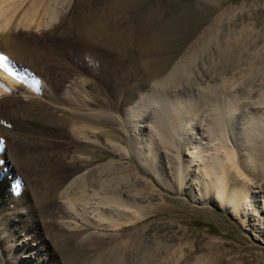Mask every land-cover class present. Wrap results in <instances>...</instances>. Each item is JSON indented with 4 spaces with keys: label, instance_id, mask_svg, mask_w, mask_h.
<instances>
[{
    "label": "rangeland",
    "instance_id": "obj_1",
    "mask_svg": "<svg viewBox=\"0 0 264 264\" xmlns=\"http://www.w3.org/2000/svg\"><path fill=\"white\" fill-rule=\"evenodd\" d=\"M12 1L22 22L17 45L0 40V231L13 234L0 264H264V0ZM48 7L58 22L44 26ZM83 17L124 37L148 18L149 46L83 40ZM33 59L41 71L22 75ZM19 87L58 114H13L4 100ZM141 92L155 101L131 134L123 110ZM65 112L85 117V134ZM44 158L64 183L42 194ZM220 161L226 195L247 192L244 222L203 170L220 175ZM21 200L29 210L2 213Z\"/></svg>",
    "mask_w": 264,
    "mask_h": 264
},
{
    "label": "bare ground",
    "instance_id": "obj_2",
    "mask_svg": "<svg viewBox=\"0 0 264 264\" xmlns=\"http://www.w3.org/2000/svg\"><path fill=\"white\" fill-rule=\"evenodd\" d=\"M9 1V2H8ZM49 1V0H48ZM53 1V0H52ZM60 1V0H59ZM49 3V2H48ZM54 3H55V1H54ZM60 3V2H59ZM59 3H57V4H59ZM35 4V3H34ZM46 4V3H45ZM69 4V3H68ZM43 5V4H42ZM16 8H17V5H16V3L15 2H13L12 0H0V30H2V31H5L6 30V32L7 33H5V34H3L2 35V33L0 34V40L1 41H4V43H7V41L8 42H12L13 44H15L16 42L14 41V39H12V37H11V34H13V32H14V34H15V30H16V28H17V25L18 24H20L22 21H19L18 19H16V20H14V22L13 23H11L12 22V19H13V15H12V13H15V10H16ZM43 8V7H42ZM49 8V9H48ZM47 9L49 10V12H47L48 13V21L46 22V24L44 25V26H49V25H52V23H57V22H54V21H56L57 20V16H56V14H54V10L53 9H50V7H48ZM47 9H46V11H47ZM43 10V9H42ZM41 10V11H42ZM21 11V10H20ZM85 11V10H84ZM58 12V11H57ZM56 12V13H57ZM46 13V12H45ZM59 13V12H58ZM44 14V13H43ZM19 17V16H18ZM147 17V16H146ZM38 18V17H37ZM144 18V17H143ZM91 19L92 18H89V21L87 20V21H85L86 19H85V17H83V18H80V20L78 21V20H76V21H78L77 23H76V25L77 24H80V22L82 23V22H84V23H87V25L86 26H83V27H81L80 25V27L79 26H77V27H79L78 29H76V31L79 33V35H81L80 37H82L83 38V40H87V41H90V42H92V41H96V39L98 38V37H105V38H107V39H110L111 37H113V36H117L118 37V35H120V36H122V39L124 40V39H126V38H128L127 39V41H128V46H129V44H132L133 42H134V45H136V46H138V48L139 47H144V49L143 50H145V47H146V45H147V47L149 46L148 45V43H149V40L148 41H146V37H144L143 36V34H142V30L144 29V27L145 26H147V22H149L147 19L148 18H144V20H142L140 23H139V25L137 26V33H130V34H128V37H124L122 34H118V35H116V34H106V33H104L103 32V27H102V25H103V23H102V25H101V27L102 28H100V26L99 25H97L96 26V23H95V25L91 22ZM97 18H95V20H96ZM21 20V19H20ZM95 20H94V22H95ZM150 20V19H149ZM93 21V20H92ZM97 21V20H96ZM98 21L99 22H101L100 21V19H98ZM91 22V23H90ZM11 23V24H10ZM98 23V22H97ZM53 24V25H54ZM99 24V23H98ZM16 26V28L14 29H12L11 30V28L12 27H14V26ZM38 26V25H37ZM56 27V26H55ZM59 26L57 25V27L56 28H58ZM39 30V29H38ZM42 30V29H41ZM107 30V29H106ZM45 31H46V29H45ZM112 31V30H111ZM120 33V32H119ZM123 33V32H122ZM9 34H10V36H9ZM103 35V36H102ZM107 35V36H106ZM14 36V35H13ZM115 38V37H114ZM119 38V37H118ZM149 38V37H148ZM13 41H12V40ZM106 39V40H107ZM121 39V37H120V40L121 41H123ZM150 39V38H149ZM112 40V39H111ZM110 40V41H111ZM117 40V39H116ZM151 40V39H150ZM127 41H125V42H127ZM118 42H119V40H118ZM136 42V43H135ZM152 42V41H151ZM153 43H154V41H153ZM152 43V44H153ZM18 44V43H17ZM17 44H15V45H17ZM122 44V43H121ZM133 45V44H132ZM20 48H22L23 46H19ZM133 47V46H132ZM148 51V50H147ZM146 51V52H147ZM145 52V51H144ZM1 54V53H0ZM31 60H32V58H31ZM37 60V59H36ZM29 61V60H28ZM34 61H35V59H33V62H32V64H29L28 65V67L26 66V68L24 69V70H21V73H22V75H24V76H28V77H35L36 78V76H37V74H36V70H40L41 71V66H40V68H38V66L36 65L37 64V62H36V64L34 63ZM42 63V62H41ZM36 72H35V71ZM50 72V71H49ZM40 73V72H39ZM39 75H41V74H39ZM26 76V77H27ZM40 77V76H39ZM41 77H42V75H41ZM60 79V78H59ZM62 79V78H61ZM67 80V79H66ZM69 80H71V79H69ZM7 81V80H6ZM11 80H9V81H7V86H6V88L7 87H9L10 85H11V82H10ZM66 82V81H65ZM71 82V81H70ZM57 83V82H56ZM63 83V82H62ZM68 83V82H67ZM73 83V82H72ZM71 83V84H72ZM69 84V83H68ZM12 86H14V85H12ZM23 87V86H22ZM71 87L72 86H68V89H67V93H68V90H69V88L71 89ZM54 88V87H53ZM65 88V87H64ZM63 88V89H64ZM51 89V88H50ZM10 90V89H9ZM49 90V89H48ZM52 90V89H51ZM2 91L3 90H1V88H0V93L2 94ZM6 91V90H5ZM54 91V90H53ZM65 91V90H64ZM72 91V90H71ZM10 92V91H9ZM52 92V91H51ZM55 93V92H54ZM70 93V92H69ZM75 93V92H74ZM48 94H50L49 92H48ZM76 94V93H75ZM44 95H46V94H44ZM51 95V94H50ZM62 95V94H61ZM65 96H66V92H65V94H64ZM64 95H63V99H64ZM68 95V94H67ZM71 95V94H70ZM10 96V95H9ZM48 96V95H47ZM60 96V95H59ZM69 96V95H68ZM76 97V96H75ZM30 98H31V96H29L28 94H27V92H26V90L25 89H23V88H21V87H19V88H17L16 89V94L15 93H13L12 94V96H11V98H9V99H7V100H4V102L5 101H7V103L9 104V106H10V108H12V111H13V114H14V112L17 114V112H19L21 115H29V114H31V115H33V114H35L36 113V110L38 109H36V106L37 107H44L45 108V111L46 112H48V113H50L51 115H56V114H58V111H56L55 109H54V107H53V109L54 110H52V109H49L48 107H45V106H43L42 104H40L39 102L36 104L35 102H32L31 104H27V103H29V102H31V100H30ZM65 98H67V97H65ZM158 98V97H157ZM36 99V98H35ZM69 99H70V97H69ZM72 101H73V99H71ZM66 101H70V100H66ZM155 101V94L154 93H140L138 96H137V100L135 101V105H133V103H132V105L131 106H129V107H127L126 109H124L123 110V115L125 116V118L126 117H129V123H130V126H131V128H132V130H131V134H133L134 133V128L135 127H137V125H138V122L141 120V119H143V118H145L146 116L145 115H147V112H148V110H149V107H150V105H152V103ZM164 101V100H163ZM42 103V102H41ZM155 104V103H154ZM158 104V103H157ZM35 105V106H34ZM184 105V104H183ZM13 106L15 107V109L13 108ZM16 106H17V108H16ZM46 108H48V109H46ZM62 108V107H61ZM183 108V107H182ZM189 108V107H188ZM56 109H58V108H56ZM111 109V108H110ZM65 110V109H64ZM78 110V109H77ZM59 112H61V111H59ZM134 113V114H133ZM175 113H177V112H175ZM80 114V113H79ZM79 114H77L76 112H72V113H68V112H65L64 113V116L65 117H63V119L64 120H67L68 121V123H70V128H71V133H76V134H78V132H75V131H79L80 130V133H84L85 134V132L84 131H86V129H87V126L83 123V121H86V119H85V117L83 116V118H80V116H79ZM160 114V113H159ZM120 115V114H119ZM133 115L135 116L134 117V119H133V121H131V117H133ZM176 115H178V117H182L181 116V114L180 113H177ZM61 116H62V114H61ZM177 117V118H178ZM112 118V117H111ZM120 118V117H119ZM158 118V117H157ZM85 119V120H84ZM159 119V118H158ZM163 119H164V117H163ZM32 120V119H31ZM109 120H111V119H109L108 118V121ZM180 120V119H179ZM122 121V120H121ZM160 121V120H159ZM133 122V123H132ZM179 122V121H178ZM108 123V122H107ZM135 123V124H134ZM123 124V123H122ZM121 124V125H122ZM125 124V123H124ZM164 124V123H163ZM26 125V124H25ZM129 125V124H128ZM158 125V124H157ZM157 125L156 124H153L152 125V127H153V131H155L156 130V135H161L160 134V131L162 130V129H160L159 130V126L157 127ZM170 125V124H169ZM22 126V125H21ZM33 126V125H32ZM174 126H175V124H174ZM6 128V127H5ZM32 128V127H31ZM125 128V127H124ZM21 129V128H20ZM175 129V128H174ZM82 130V131H81ZM29 131H30V128H29ZM170 131V130H169ZM168 131V132H169ZM188 131V130H187ZM163 132V131H162ZM176 132H177V130H176ZM176 132L175 131H171L170 132V134L174 137V136H176ZM22 133H23V131H22ZM168 134V133H167ZM11 135H12V133H11ZM80 136V135H79ZM169 136V135H168ZM178 136V135H177ZM13 137H14V135H13ZM23 137V136H22ZM31 137V136H30ZM34 137V136H33ZM253 137V136H252ZM8 138V137H7ZM9 138H12V137H10L9 136ZM20 138V137H19ZM18 136H17V138H15L14 137V140L16 141H18ZM28 138V137H27ZM84 138H89V137H86V136H84ZM13 139V138H12ZM20 140H21V142H23V139H21L20 138ZM19 140V141H20ZM32 140H34V139H32ZM136 140V139H135ZM17 141H16V143H17ZM15 143V144H16ZM20 143V142H19ZM26 142H24V144H25ZM40 143L41 144H43L45 147H51V145L54 143V142H50V140H48V139H43L42 141H40ZM177 144V143H176ZM38 145V144H37ZM199 149V148H198ZM50 150V149H49ZM194 150V149H193ZM197 150V149H196ZM18 151V150H17ZM201 151H199V150H197L196 152H194L193 153V155H192V157H191V159L190 160H192V161H195V159L198 157H200V153ZM18 153V152H17ZM51 152H49V154H50ZM45 154V153H44ZM43 154V155H44ZM187 155H189V154H187ZM197 158V159H198ZM215 158V157H214ZM219 158V157H218ZM45 159V158H44ZM196 159V160H197ZM201 159V158H200ZM211 160H213V159H211ZM216 161L218 160L217 158L215 159ZM200 161H202V163L204 162L203 160H200ZM216 161H213L214 163L216 162ZM39 162H42V161H39ZM213 162H211V164L210 165H205V166H207V168H209L210 170H208V169H203L204 171H206L209 175H215L216 176V185L218 184V182H220L221 184L220 185H217V187H218V190L220 191V195H221V200L223 201V203L225 204V206L227 207V208H230V209H228V212L229 213H231V214H235L236 216H239L240 218V220L241 221H245L246 219V216L244 217V214L246 213L245 211H243V212H239V209H243V200H247V192L246 191H244L242 194H240L239 193V191L236 189V187H233L232 189H231V192H229V193H227V195H226V193H225V191H226V189H225V185H224V183H223V181L225 180V176H224V171H226V168L223 166L224 165V163L222 164L221 163V161H220V168H221V174L220 175H218V172H216V170H214V167H213ZM44 166L43 167H45V168H40V169H38V170H40L41 172H39V173H34L35 174V176L33 175V177L34 178H32V179H36V180H38L39 179V176H41L40 175V173H42V171H43V179L42 180H39V181H41V184H40V186H41V192H42V194H45L44 192H46L47 190H51V191H54V190H56V188H58L60 185H62L63 183H64V180H63V178H59L58 176H54L53 177V175H51L50 176V173H53L54 171H55V169H57V167H55L54 165H51V164H49V161L48 160H46L45 159V161H44ZM206 164V163H205ZM213 164V165H212ZM218 164V163H217ZM226 166V165H225ZM43 169V170H42ZM49 170H50V172H49ZM223 171V172H222ZM207 173H205V174H207ZM209 177V176H208ZM41 179V178H40ZM229 182V181H228ZM1 184V183H0ZM239 186V185H238ZM81 187V186H80ZM243 187V186H242ZM78 188V187H77ZM244 188V187H243ZM46 191H45V190ZM97 192H95V191H92V195L93 194H96ZM93 198H95V197H93ZM243 199V200H242ZM98 201V200H97ZM240 201H242V205L240 206L239 205V203H240ZM239 202V203H238ZM25 204V205H24ZM24 205V206H23ZM245 206V205H244ZM27 211V210H29V206H28V202L25 200V201H20V203H18L17 204V208H14L13 210L12 209H10L9 207H6L5 208V210L3 211L2 210V213H4V212H8V214L12 217V216H14L15 215V213L16 212H18V211ZM243 210H245V209H243ZM58 211V210H57ZM60 211H62V210H59V212L57 213V214H63V213H65V212H62V213H60ZM47 213H49V210L48 211H46ZM56 212V211H55ZM80 213V212H79ZM53 214V213H52ZM56 214V213H55ZM83 214V213H82ZM6 216V215H5ZM244 219H243V218ZM14 218V217H13ZM51 220V224L52 225H54V223L56 224V219L54 220V219H50ZM69 227V226H68ZM11 229V227H10V225L8 226V228H4L3 230H1L0 231V237H8V235H10V234H13V232L10 230Z\"/></svg>",
    "mask_w": 264,
    "mask_h": 264
}]
</instances>
